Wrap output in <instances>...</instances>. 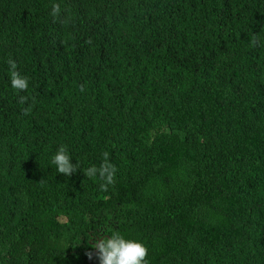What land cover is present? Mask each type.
I'll list each match as a JSON object with an SVG mask.
<instances>
[{
	"label": "trees",
	"instance_id": "16d2710c",
	"mask_svg": "<svg viewBox=\"0 0 264 264\" xmlns=\"http://www.w3.org/2000/svg\"><path fill=\"white\" fill-rule=\"evenodd\" d=\"M113 232L148 264H264V0H0V264H90Z\"/></svg>",
	"mask_w": 264,
	"mask_h": 264
},
{
	"label": "clouds",
	"instance_id": "9594fccd",
	"mask_svg": "<svg viewBox=\"0 0 264 264\" xmlns=\"http://www.w3.org/2000/svg\"><path fill=\"white\" fill-rule=\"evenodd\" d=\"M60 13V5L54 3L52 5L51 15L58 17ZM250 46H256L257 40L255 35L249 42ZM7 64L10 70V85L13 89L23 92L26 91L29 86L28 78L22 76L17 70V63L9 57ZM27 98L20 97V102L25 103ZM27 109L24 110L27 114ZM71 158L68 154L67 147L61 145L55 155L52 157V164L56 166V170L59 174L68 177L77 172L78 166L70 163ZM116 167L109 162L108 152L103 153V162L99 167L95 165L87 168L84 175L87 177H98L103 183L100 184L102 191H107L109 185L115 183ZM96 250L97 259L99 264H148L146 257L148 256V249L144 244L125 239L119 232H113L110 237L96 239L91 245ZM91 258V253H88Z\"/></svg>",
	"mask_w": 264,
	"mask_h": 264
},
{
	"label": "flooded vegetation",
	"instance_id": "af4514ba",
	"mask_svg": "<svg viewBox=\"0 0 264 264\" xmlns=\"http://www.w3.org/2000/svg\"><path fill=\"white\" fill-rule=\"evenodd\" d=\"M107 235H103L102 233H98L97 235L94 236V240L99 239V238H105ZM94 241H90V244L93 243ZM94 250V248H93ZM93 250L91 252H93ZM90 264H99V261L96 257H92L89 259Z\"/></svg>",
	"mask_w": 264,
	"mask_h": 264
}]
</instances>
